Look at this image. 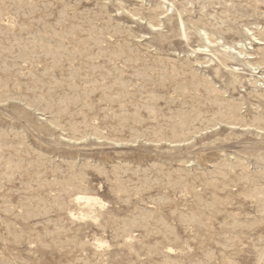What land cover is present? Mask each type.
Listing matches in <instances>:
<instances>
[{"label": "rangeland", "instance_id": "1", "mask_svg": "<svg viewBox=\"0 0 264 264\" xmlns=\"http://www.w3.org/2000/svg\"><path fill=\"white\" fill-rule=\"evenodd\" d=\"M262 223L264 0H0V264H233Z\"/></svg>", "mask_w": 264, "mask_h": 264}, {"label": "bare ground", "instance_id": "2", "mask_svg": "<svg viewBox=\"0 0 264 264\" xmlns=\"http://www.w3.org/2000/svg\"><path fill=\"white\" fill-rule=\"evenodd\" d=\"M180 26H181V28H182V30H183V35L185 36L186 35V33H185V31H184V23L183 22H181L180 23ZM179 26V27H180ZM182 33V32H181ZM182 35V36H183ZM187 39V38H186ZM223 47H224V45H223ZM226 47V46H225ZM227 48V47H226ZM225 48V49H226ZM228 50V49H227ZM222 64L224 63L223 61L221 62ZM223 67V66H222ZM253 68V67H252ZM232 71H233V69H232ZM230 78V77H229ZM235 123V122H234ZM80 194H82V193H80ZM85 196V195H84ZM86 196H89V195H86ZM91 196V195H90ZM78 198H81V196H79ZM101 200V199H100ZM101 202V201H100ZM99 202V203H100ZM103 202V201H102ZM101 202V203H102ZM95 203V202H94ZM93 203V204H94ZM85 204V203H84ZM103 205V204H102ZM247 206L245 205V206H243V207H240V208H233V209H231V210H240V211H243V210H247ZM195 213V212H194ZM187 215V214H186ZM255 237V238H254ZM262 237H264V223H262V224H259V225H257L255 228H253L252 229V231L249 233V235L246 237V239H239L238 241H236L235 242V245H236V258H235V260H234V263L233 264H252L253 262H251L252 261V258L249 256V254L248 253H250V252H252V250L250 249V248H248L249 247V244H251L252 246H254V248H256L257 246H256V244L255 243H252V241H253V238L254 239H260V238H262ZM195 238V237H194ZM218 241V240H217ZM245 243H248V245L247 246H245L244 244ZM179 246H181V245H179ZM182 247V246H181ZM253 248V247H252ZM172 249V248H171ZM170 249V250H171ZM209 249H210V247H209ZM213 249V248H212ZM182 250V249H181ZM187 250V249H186ZM215 250V249H214ZM191 251V250H190ZM171 252H172V250H171ZM179 252H181V251H179ZM178 252V253H179ZM204 252V251H203ZM229 252V251H228ZM232 252V251H231ZM183 253V252H182ZM184 253H185V251H184ZM212 253V252H211ZM221 253V252H220ZM168 254H170V253H168ZM215 254V253H214ZM226 254V253H225ZM187 256V255H186ZM206 256V255H205ZM211 256H213V255H211ZM176 257V256H175ZM261 257L262 256H257V260H259L260 261V259H261ZM179 258V257H178ZM213 258V257H212ZM215 258V257H214ZM227 260L226 261H218V263L216 262L215 264H230V263H232V261L229 259L230 257L229 256H227ZM193 259V258H192ZM191 260V259H190ZM215 260V259H214ZM188 261V260H187ZM208 263V262H207ZM259 264V263H258ZM261 264H264V261H262V263Z\"/></svg>", "mask_w": 264, "mask_h": 264}]
</instances>
